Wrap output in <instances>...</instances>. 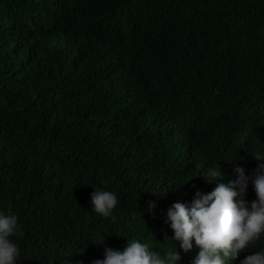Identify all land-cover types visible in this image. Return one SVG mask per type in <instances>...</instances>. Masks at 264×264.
Listing matches in <instances>:
<instances>
[{
    "label": "trees",
    "instance_id": "16d2710c",
    "mask_svg": "<svg viewBox=\"0 0 264 264\" xmlns=\"http://www.w3.org/2000/svg\"><path fill=\"white\" fill-rule=\"evenodd\" d=\"M256 151L264 0H0V210L22 225L18 264H91L128 237L170 249L168 209L216 186L201 171L219 162L227 183L242 157L253 174ZM94 186L118 193L112 216Z\"/></svg>",
    "mask_w": 264,
    "mask_h": 264
},
{
    "label": "clouds",
    "instance_id": "9594fccd",
    "mask_svg": "<svg viewBox=\"0 0 264 264\" xmlns=\"http://www.w3.org/2000/svg\"><path fill=\"white\" fill-rule=\"evenodd\" d=\"M252 154L261 161L253 174L239 163L242 157L233 159L229 163L234 165L235 178L225 183L220 163H210L200 175L215 183V188L207 193L198 191L190 203L177 201L168 209L166 223L174 232L173 236L165 234L174 242L170 249L160 251L162 248L141 238L128 237L122 251L105 247L103 258L91 264H180L181 250L188 253L194 247L197 252L191 264H236L242 252L264 238V151ZM250 183L257 196L252 201L247 199ZM94 188L92 210L104 217L112 216L119 203L118 193L106 187ZM156 208V201L147 202V212L155 215ZM144 212L139 206L132 215L143 218ZM21 229L15 212L0 210V264H18L21 248L12 237L18 236ZM239 264H264V246L240 259Z\"/></svg>",
    "mask_w": 264,
    "mask_h": 264
}]
</instances>
